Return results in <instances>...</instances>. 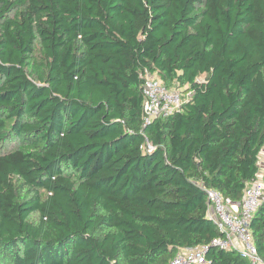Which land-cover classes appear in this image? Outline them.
Segmentation results:
<instances>
[{
    "label": "trees",
    "instance_id": "obj_1",
    "mask_svg": "<svg viewBox=\"0 0 264 264\" xmlns=\"http://www.w3.org/2000/svg\"><path fill=\"white\" fill-rule=\"evenodd\" d=\"M146 72L192 95L143 127ZM263 147L264 0H0V264H249L205 190ZM249 228L264 261V200Z\"/></svg>",
    "mask_w": 264,
    "mask_h": 264
},
{
    "label": "built area",
    "instance_id": "obj_2",
    "mask_svg": "<svg viewBox=\"0 0 264 264\" xmlns=\"http://www.w3.org/2000/svg\"><path fill=\"white\" fill-rule=\"evenodd\" d=\"M142 126L155 119L166 118L181 110L191 98L192 92H184L177 88H166L147 72L142 76ZM147 149L154 147L147 142ZM258 173L249 182L240 201L236 202L219 192L208 189L206 192L207 216L213 221L221 237L211 241V245L225 250H234L248 260L249 264H264L259 256L249 228V223L258 206L264 200V147L258 162ZM208 246L184 248L179 250L169 264H209L205 258Z\"/></svg>",
    "mask_w": 264,
    "mask_h": 264
},
{
    "label": "rangeland",
    "instance_id": "obj_3",
    "mask_svg": "<svg viewBox=\"0 0 264 264\" xmlns=\"http://www.w3.org/2000/svg\"><path fill=\"white\" fill-rule=\"evenodd\" d=\"M155 79V78H154Z\"/></svg>",
    "mask_w": 264,
    "mask_h": 264
}]
</instances>
